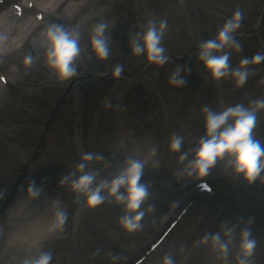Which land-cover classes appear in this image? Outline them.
Returning a JSON list of instances; mask_svg holds the SVG:
<instances>
[{"label": "rangeland", "instance_id": "1", "mask_svg": "<svg viewBox=\"0 0 264 264\" xmlns=\"http://www.w3.org/2000/svg\"><path fill=\"white\" fill-rule=\"evenodd\" d=\"M24 1L0 2V16ZM263 7L87 0L45 52L6 55L0 77L17 68L20 82L0 94V212L19 186L0 217V264H20L4 249L11 221L53 225L21 264H264V24L261 39L170 58L258 28ZM217 84L225 105L210 97ZM142 139L149 150L130 161ZM203 180L214 192L185 199Z\"/></svg>", "mask_w": 264, "mask_h": 264}, {"label": "bare ground", "instance_id": "2", "mask_svg": "<svg viewBox=\"0 0 264 264\" xmlns=\"http://www.w3.org/2000/svg\"><path fill=\"white\" fill-rule=\"evenodd\" d=\"M86 1L87 0H81V2L77 3V5H71L69 4L68 0H27L26 6H23L22 10L24 12H34V16L37 14L42 15L43 19L41 18V23L44 22L47 17H50L54 20V24H59L60 22H67V20L72 18L73 14H78L79 10L85 6ZM30 4L31 7L29 6ZM16 14L17 13L14 14L13 12H11V16H7L5 19H0L1 62L5 60L4 57L10 54V52L16 51V46L23 45L25 39H28L32 35L33 38L31 41V47H33V49L38 52L37 54L45 52V50H47L45 49V47H50V42L52 40L51 33L55 30L54 26H49V23L44 22L49 25H46L45 30L39 31L38 25H41L40 22L38 23L36 20L29 21L31 17H27V15H24L25 17L23 18H15ZM35 22L37 26L34 24ZM59 26L60 28L58 31H60L61 29V25ZM57 34L58 33H55V35L53 36V40H55L54 38L58 37ZM20 48L22 49V47ZM18 72L20 73L19 69L13 68L11 71H7L5 74H3L2 77H4L7 85L11 82H20V76ZM80 83V80H75L72 85L68 88L70 96L75 97L77 95ZM4 88V85L1 84L0 94L4 92ZM136 148L137 152H131L133 158H130V161L136 160L145 151L149 150V147L148 145H146L145 141L140 142L136 146ZM191 209L192 208H190V210ZM21 212L23 213V215H26L24 211L21 210ZM19 215L20 213H15V217ZM183 219L186 218L183 217ZM15 223L16 222H14V224ZM52 228L53 225L50 221L45 222V224L42 225L39 224L37 221L30 223L27 221L25 223H16L15 225H13L11 221L10 231L7 235L6 242L4 243V249L6 252H12L14 258L20 257L19 262L21 264L24 261V255H34L35 257V255L37 254L36 252L40 250L42 243L48 240ZM243 238L245 239V237ZM251 238H254V235ZM166 239H164V241ZM228 246L229 247L227 249H230L231 251H238L240 253L247 252L246 250L251 248L250 245L246 244H244V246Z\"/></svg>", "mask_w": 264, "mask_h": 264}]
</instances>
